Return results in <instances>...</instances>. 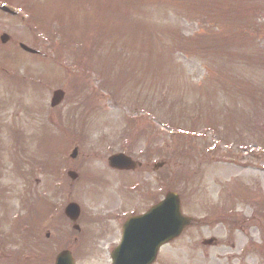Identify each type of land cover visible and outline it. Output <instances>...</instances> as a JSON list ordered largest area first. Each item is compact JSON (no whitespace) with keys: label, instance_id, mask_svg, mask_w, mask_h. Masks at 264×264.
Wrapping results in <instances>:
<instances>
[{"label":"rangeland","instance_id":"1","mask_svg":"<svg viewBox=\"0 0 264 264\" xmlns=\"http://www.w3.org/2000/svg\"><path fill=\"white\" fill-rule=\"evenodd\" d=\"M192 1L240 12L215 21L235 46L224 61L207 66L202 45L219 37ZM238 1L0 0L17 13L0 11V264H53L63 250L74 264H110L156 178L193 223L153 264H264V30L252 41ZM244 1L253 16L264 8ZM56 89L65 96L51 109ZM115 153L137 170L112 173ZM70 202L80 231L63 215Z\"/></svg>","mask_w":264,"mask_h":264},{"label":"water","instance_id":"2","mask_svg":"<svg viewBox=\"0 0 264 264\" xmlns=\"http://www.w3.org/2000/svg\"><path fill=\"white\" fill-rule=\"evenodd\" d=\"M2 11L9 12L4 7ZM8 36H0V42L5 44ZM20 49L28 54H38L22 44ZM64 93L56 90L52 93L50 106L56 107L63 100ZM77 154L75 149L71 157ZM109 166L118 170H132L135 164L126 156L115 155L109 158ZM159 167L161 165H158ZM157 168V167H156ZM68 176L74 180L76 175L72 172ZM65 216L72 222L79 217V207L70 203L64 210ZM189 219L180 213L179 200L176 194H166L164 200L157 206L151 208L144 216L128 220L123 226L122 240L120 245L111 253L112 264H151L155 260L159 247L175 239L188 225ZM74 229L78 230L77 226ZM211 241H207L209 244ZM55 264H73L69 252L60 253Z\"/></svg>","mask_w":264,"mask_h":264},{"label":"trees","instance_id":"3","mask_svg":"<svg viewBox=\"0 0 264 264\" xmlns=\"http://www.w3.org/2000/svg\"><path fill=\"white\" fill-rule=\"evenodd\" d=\"M252 2L256 5V0H252ZM239 7L243 8L244 6L248 7L249 9V14H250V18H249V24L246 26L247 28H251L252 30V41H256L258 39H260V36H262L263 34V30H264V8L258 9V10H254V12L257 14L256 15H252L251 14V7L249 6L250 3H247L244 0H239L238 1ZM190 5L192 6V9L194 11H196L197 13H199L200 18L196 19L197 21H206L204 22V26H208L204 32L206 35H210V34H215L219 37V41L213 45L208 46L207 44H204L202 46H205L202 50L204 53L207 54V58L209 59V63H207V66H210V64H212L213 61L215 60H223L228 57L227 55L231 52V53H235L234 48L235 46L228 40L225 38H220L223 36H227L225 35V33L229 30V27L226 28L224 31L220 32V25L215 23V21L219 20L220 18L226 22L225 24H233L236 23L238 21V16L240 15L239 11H228L226 9L225 6L223 5H219V4H201V3H197L192 1L190 3ZM216 15V18L213 19V15ZM220 27L219 31L217 29H215L214 26ZM242 33V30H241ZM250 33V32H249ZM254 33L257 37L254 36ZM238 34V32L236 33ZM251 34V33H250ZM242 35L246 36L245 33H242ZM263 40H264V36H263ZM188 41V40H187ZM69 41H65L64 43H68ZM178 46V50H180L181 52H186L184 47L180 46V42L177 44ZM63 51L67 52L64 48H62ZM197 50H200L197 48ZM195 52V48H191L190 49V54H196V53H192ZM263 63L264 61L262 59H260ZM81 64H84L83 62ZM81 66V65H79ZM83 66V65H82ZM222 80V77L219 78L218 82ZM40 203H43V201H41Z\"/></svg>","mask_w":264,"mask_h":264},{"label":"flooded vegetation","instance_id":"4","mask_svg":"<svg viewBox=\"0 0 264 264\" xmlns=\"http://www.w3.org/2000/svg\"><path fill=\"white\" fill-rule=\"evenodd\" d=\"M113 171V170H112ZM115 173H117L118 175H125L128 172H118V171H114ZM158 179L156 178L154 183L157 185V187H155L153 189V197L151 198V189H149L146 194V199H148L150 202L149 203H154L155 201H157V199H160V185H158ZM157 181V182H156Z\"/></svg>","mask_w":264,"mask_h":264}]
</instances>
